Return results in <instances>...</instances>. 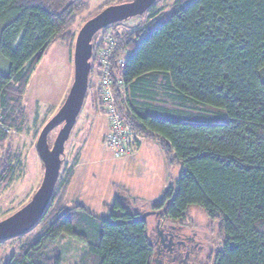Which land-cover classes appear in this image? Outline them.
<instances>
[{
	"label": "trees",
	"instance_id": "1",
	"mask_svg": "<svg viewBox=\"0 0 264 264\" xmlns=\"http://www.w3.org/2000/svg\"><path fill=\"white\" fill-rule=\"evenodd\" d=\"M86 7L82 0H0V53L9 63L8 74L0 73V189L19 160L9 139L26 129L30 76L53 43L72 51L71 29ZM145 20L132 30L113 24L100 32L113 39L112 90L135 150L153 140L168 167H182L149 209L171 221L197 209L216 224L212 264H264V0H176L170 12ZM96 36L84 103L104 115L97 59L103 39ZM203 107L225 117L205 116ZM68 171L65 180L59 172L43 216L18 236L29 235L3 264H59L45 246L61 237L84 244L80 264H153L147 222L120 194L105 219L82 205L66 209Z\"/></svg>",
	"mask_w": 264,
	"mask_h": 264
},
{
	"label": "rangeland",
	"instance_id": "2",
	"mask_svg": "<svg viewBox=\"0 0 264 264\" xmlns=\"http://www.w3.org/2000/svg\"><path fill=\"white\" fill-rule=\"evenodd\" d=\"M82 1L87 7L78 15L71 29L74 41L83 24L99 13L105 4L115 6L132 0ZM175 1L157 0L143 15L117 23L116 29L128 31L137 28L146 21L145 19L151 21L160 13L170 12ZM98 36L99 39L107 37L100 31L96 37ZM72 53L73 48L71 51L65 43H53L30 76L23 98L28 116L26 129L21 134H10L11 151L17 152L19 160L15 164L12 181L0 189V221L26 205L41 183L43 168L36 153L35 143L40 130L58 111L69 91L73 79ZM8 71L9 63L0 53V73L8 74ZM90 81L95 83L96 79L91 77ZM203 108L205 116L217 117L216 115L222 114L225 117L222 110ZM106 128L108 123L105 116L97 109H93L89 100L85 101L64 145V155L61 158L60 177L65 180L67 168L68 172L71 170L73 174L65 196L66 209L82 205L91 214L105 219L109 214L107 205L120 194L130 203L126 205L128 209L147 216V225L152 226L154 221L149 217L151 211L149 205L159 200L167 188L174 185L182 167L181 165L168 167L158 150L157 143L149 139L145 140L143 149L139 150L141 153L135 157L136 150L126 157L115 159L104 142V136L108 131ZM59 129L60 126L56 127L48 135L50 147ZM131 157H134V160L124 159ZM189 213L194 217L198 213L201 219H205L202 212L197 209H190ZM210 225L212 233L209 237L215 248L219 238L217 225ZM38 229L39 227H36L32 233ZM28 236L7 239L1 243L0 264H3L11 253L16 252ZM220 243L221 240L218 246ZM45 252L50 257L56 256L59 264H80L85 246L73 238L61 237L46 245Z\"/></svg>",
	"mask_w": 264,
	"mask_h": 264
},
{
	"label": "water",
	"instance_id": "3",
	"mask_svg": "<svg viewBox=\"0 0 264 264\" xmlns=\"http://www.w3.org/2000/svg\"><path fill=\"white\" fill-rule=\"evenodd\" d=\"M156 1L132 0L129 3L105 7L87 20L78 31L73 45L71 86L58 111L40 130L35 143L36 153L43 167L41 183L26 205L0 221V242L31 230L43 216L52 198L61 168V158L64 155V145L76 123L87 92L93 37L108 26L143 15ZM59 126L60 129L50 147L48 135ZM120 198L126 202L122 196ZM146 218L147 216H142V220L146 221Z\"/></svg>",
	"mask_w": 264,
	"mask_h": 264
},
{
	"label": "flooded vegetation",
	"instance_id": "4",
	"mask_svg": "<svg viewBox=\"0 0 264 264\" xmlns=\"http://www.w3.org/2000/svg\"><path fill=\"white\" fill-rule=\"evenodd\" d=\"M190 211V210H189ZM183 220L163 219L162 211H150L153 225L149 226L155 248L153 264H212L214 247L211 222L190 213Z\"/></svg>",
	"mask_w": 264,
	"mask_h": 264
},
{
	"label": "built area",
	"instance_id": "5",
	"mask_svg": "<svg viewBox=\"0 0 264 264\" xmlns=\"http://www.w3.org/2000/svg\"><path fill=\"white\" fill-rule=\"evenodd\" d=\"M102 40L103 47L97 51V59L100 63L98 84L100 87L101 102L104 116L108 123V131L104 136L107 149L115 159L130 155L135 151L134 133L121 118L112 90L111 65L109 57L113 50V39L107 34Z\"/></svg>",
	"mask_w": 264,
	"mask_h": 264
},
{
	"label": "crops",
	"instance_id": "6",
	"mask_svg": "<svg viewBox=\"0 0 264 264\" xmlns=\"http://www.w3.org/2000/svg\"><path fill=\"white\" fill-rule=\"evenodd\" d=\"M107 130H108V128H106ZM143 143H145V140L144 139H142L141 141H140V144H139V146H138V148H137V150H136V153H135V155H134V157L137 155V154H139V153H141V152H139V150L142 148L143 149ZM158 150H159V148H158ZM160 152V151H159ZM133 157V158H134ZM132 157L131 158H124V159H126L127 161L129 160V161H132V160H134ZM68 188H69V186H68Z\"/></svg>",
	"mask_w": 264,
	"mask_h": 264
}]
</instances>
